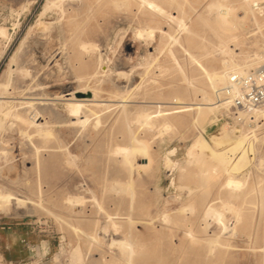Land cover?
<instances>
[{
    "label": "rangeland",
    "instance_id": "obj_1",
    "mask_svg": "<svg viewBox=\"0 0 264 264\" xmlns=\"http://www.w3.org/2000/svg\"><path fill=\"white\" fill-rule=\"evenodd\" d=\"M154 1L183 27L138 0H0V264H264V118L225 147L243 167L197 159L228 110L199 65L264 67V0ZM144 109L161 111L148 127ZM13 235L25 246L7 251Z\"/></svg>",
    "mask_w": 264,
    "mask_h": 264
},
{
    "label": "bare ground",
    "instance_id": "obj_2",
    "mask_svg": "<svg viewBox=\"0 0 264 264\" xmlns=\"http://www.w3.org/2000/svg\"><path fill=\"white\" fill-rule=\"evenodd\" d=\"M114 2H118V1H122L123 4L125 5H129L131 0H113ZM142 3H144L145 5L148 6V8H150L152 11H154L155 13L159 14L160 16H166V18H168V20L170 22L172 21H177L178 24L181 28L183 27V20H179L177 16H171L170 14H167L166 11L164 10V8L162 6H160L156 1L154 0H138ZM68 3V2H67ZM53 5H55V3H52ZM61 11V10H60ZM241 11V10H240ZM62 12V11H61ZM247 13V12H246ZM245 13V14H246ZM232 15V14H231ZM231 15H229V20L227 21V23H231L234 21L231 20ZM236 15V13H235ZM224 16V17H223ZM221 15V13H218L216 14L215 16V22L219 23L220 22V18H221V22L224 21V19H226L227 15L224 14V15ZM242 18V17H240ZM42 19V16H40V19L38 20V24L40 25H43L45 27H47V25H45ZM179 20V21H178ZM205 21V20H204ZM37 23V22H36ZM220 24V23H219ZM54 26V25H52ZM50 27H47L46 29H49ZM145 29V28H144ZM5 30H2L0 29V34L3 35V33ZM42 32H44L42 30ZM157 33H160L162 34L161 36L164 37V35H167V31H165L164 29L162 28H157V29H151L149 31L147 30H139L137 31V34L138 36L140 37H143L145 34L147 35L148 38H150L151 40H154L156 38V35ZM47 34V33H46ZM52 36V35H51ZM43 39V38H42ZM176 38L173 39L174 42H176ZM58 43V42H57ZM82 48L84 49H87L88 46L85 45V44H82L81 46ZM224 53H229L231 50L229 49V47L227 46H224L223 47V50H222ZM171 54H172V50L169 51ZM228 55V54H227ZM255 56H258V60L259 58H262L263 56H260L259 54H256ZM189 57L192 59V61L194 62H197V59L192 56V55H189ZM99 60V59H98ZM263 60V59H261ZM233 65H232V70L230 71H225L224 73L223 72H215V73H210L209 71H207V69L205 67H203L202 65H199L201 70H202V73L204 74L205 77L208 78L209 80V83L212 87H215L217 84H222L221 86L225 85L226 82H227V79H228V76L230 73H234V72H238V73H247L249 71V66L252 65V64H247L246 61L243 63L237 61L236 59H233ZM177 62V61H176ZM261 61H258L257 63H260ZM178 64V63H177ZM117 66V64H116ZM179 66V64L177 65ZM37 68V67H36ZM107 68V67H106ZM36 70V69H35ZM41 71V70H40ZM108 71V70H106ZM105 72V70L103 71ZM42 73V72H41ZM106 73V72H105ZM122 73L124 72H121V76H122ZM38 79V78H37ZM11 80V79H10ZM43 80V79H42ZM184 80L185 81H188V83H190V85L192 86V88H194L193 86V79H190L188 78L186 75L184 77ZM36 81V80H35ZM34 82V81H33ZM119 82V81H118ZM32 84V83H31ZM34 84V83H33ZM116 84V83H115ZM18 85V84H17ZM21 85V84H20ZM131 85V84H130ZM40 86V85H39ZM116 86V85H115ZM220 86V88L216 89V91H218L219 89H221L222 87ZM120 87V86H119ZM35 88V87H34ZM19 89V88H18ZM33 89V88H31ZM37 89V88H36ZM124 89V88H123ZM42 90V89H41ZM68 91V90H67ZM66 91V92H67ZM65 92V93H66ZM34 93V92H33ZM76 94L80 95L76 98ZM27 95V94H26ZM36 95V94H35ZM67 97L68 96H71V97H75L77 102H84V103H90V104H95V105H99V101L96 100V94L95 92H90V91H87V92H82V91H78L76 89H72L71 91H68L66 94H65ZM40 96V95H39ZM175 101V103H178V98H174L173 99ZM19 101V100H18ZM7 102V101H6ZM183 103V102H182ZM182 103H178V104H182ZM221 104H224L226 107H228V104H225V102H222ZM8 105V104H7ZM19 105V104H18ZM24 105V104H23ZM72 107V104L70 105ZM19 107V106H18ZM69 107V108H71ZM75 107V105L73 106V108ZM180 108L181 110H178L176 111V113H182V112H186V111H192L194 110V108H192L191 106H180L178 107ZM48 109V108H47ZM67 109V108H66ZM72 109V108H71ZM75 109V108H74ZM73 109V110H74ZM196 109H200V107H196ZM25 110V109H24ZM78 110V109H77ZM71 111V110H70ZM69 111V112H70ZM75 111V110H74ZM73 111V112H74ZM161 111H154V112H150L148 109H144L142 111V113H140L138 116H137V119L139 121V123H142L145 127H148V126H151L153 125L154 123V120L160 116L159 114ZM54 113V112H53ZM158 113V115H156ZM240 114L246 119L245 123L249 126V128L251 129L255 123L257 124V120L259 118L262 117V119L264 118V107H260V108H256L254 110H252L250 113H244V112H240ZM15 115V114H14ZM58 115V114H57ZM124 116V115H122ZM4 118V117H3ZM126 119H128V115H126ZM136 121V122H138ZM126 122V121H125ZM124 122V123H125ZM33 123V122H32ZM135 123V122H134ZM36 124V123H35ZM38 125V124H37ZM127 124L125 123L124 126L122 125V129L125 130V135H127V139L129 140L131 138L130 136V132H129V129L128 127L126 126ZM158 125V124H157ZM161 125H163L166 129H164V133L165 132H168V124L166 121H163V123H161ZM40 126V125H39ZM142 126V125H141ZM162 126V127H163ZM154 128V127H153ZM172 128V127H171ZM219 128V127H218ZM42 130H45L44 127L42 128ZM40 130V132L42 131ZM160 130V128H159ZM171 130V129H170ZM252 130V129H251ZM159 135L163 134L161 133L160 131H158ZM161 133V134H160ZM221 136L220 137H216L213 139V141H207L206 138L203 137V145L197 147V153H199L198 155L200 157H198L197 155V159H200L202 161H205V159L207 158H217L219 159L220 161H222L223 163L225 164H228V166H231L233 164V162H235V168H241L244 166V160L246 159L247 155L243 152V153H239V151L241 150V147H238V146H235V147H229V149H225V147L227 146H232V144L234 143H237L238 141L242 142L243 140V136L241 134H237L236 131H235V128L233 130H230V131H222L221 132ZM198 144L200 143H195L193 146H197ZM118 151H121V153H126V154H130V150L129 149H122V150H118ZM119 153V152H118ZM117 154V153H116ZM131 157V156H129ZM238 157V158H237ZM213 158V159H214ZM236 159V160H235ZM131 162V161H130ZM237 162H239V164H237ZM220 163V162H219ZM234 165V164H233ZM260 166L264 169V160L261 161L260 163ZM243 186V183L241 180H238L237 178L235 177H228L226 179V182H225V187L226 188H230L232 191H236V190H239L241 187ZM241 191V190H240ZM238 192V191H237ZM236 193V192H235ZM239 194V193H238ZM229 203H223L224 207H227ZM222 209V207H221ZM204 215L205 217H208V216H214L215 221L217 220L218 223H220V225L222 226L223 224V227L224 228L223 230H226L228 229V227L223 223V219H222V212H220L219 210L215 209L214 207V204H208L207 207H205V210H204ZM210 219V217H209ZM208 220V219H207ZM213 220V219H212ZM158 223V222H157ZM213 224V222H212ZM160 225V224H159ZM216 225V224H215ZM218 225V224H217ZM216 225V226H217ZM220 226V228H221ZM212 227V226H211ZM231 227V226H230ZM219 228V229H220ZM234 229V228H233ZM230 230V229H229ZM231 232V231H230ZM235 232V231H234ZM223 233V232H222ZM221 233V234H222ZM224 235V234H223ZM116 238V237H115ZM117 244V243H116ZM116 247V246H115ZM129 255V254H128Z\"/></svg>",
    "mask_w": 264,
    "mask_h": 264
},
{
    "label": "built area",
    "instance_id": "obj_3",
    "mask_svg": "<svg viewBox=\"0 0 264 264\" xmlns=\"http://www.w3.org/2000/svg\"><path fill=\"white\" fill-rule=\"evenodd\" d=\"M219 102L228 104V110L219 115L216 125L222 131H230L245 126L246 119L240 112L250 113L264 107V67L250 70L247 73H230L226 84L218 90Z\"/></svg>",
    "mask_w": 264,
    "mask_h": 264
},
{
    "label": "crops",
    "instance_id": "obj_4",
    "mask_svg": "<svg viewBox=\"0 0 264 264\" xmlns=\"http://www.w3.org/2000/svg\"><path fill=\"white\" fill-rule=\"evenodd\" d=\"M12 227H9L8 229L10 230ZM24 240H22L21 238H16L15 235H13V237L9 240H7L4 244V248L7 251H11L15 250V249H20L23 248L25 246V244H23Z\"/></svg>",
    "mask_w": 264,
    "mask_h": 264
}]
</instances>
